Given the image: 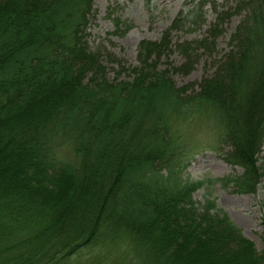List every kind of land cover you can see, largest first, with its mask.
Returning <instances> with one entry per match:
<instances>
[{
	"label": "trees",
	"instance_id": "1",
	"mask_svg": "<svg viewBox=\"0 0 264 264\" xmlns=\"http://www.w3.org/2000/svg\"><path fill=\"white\" fill-rule=\"evenodd\" d=\"M240 9L196 91L157 67L182 13L139 44L132 81L112 82L84 41L92 0H0V264H264V240L259 252L214 201L194 200L203 182L181 178L185 128L218 121L222 159L243 169L224 181L256 194L264 179V0ZM217 14L195 49L214 53ZM194 48L182 46L184 73Z\"/></svg>",
	"mask_w": 264,
	"mask_h": 264
},
{
	"label": "rangeland",
	"instance_id": "2",
	"mask_svg": "<svg viewBox=\"0 0 264 264\" xmlns=\"http://www.w3.org/2000/svg\"><path fill=\"white\" fill-rule=\"evenodd\" d=\"M202 1L203 5L199 7L192 0H92L84 41L89 50L97 53L99 64L105 69L108 80L132 81V69L140 66L139 44L142 41L159 42L175 20L181 18L182 13L180 24L171 31V47L157 60V67L160 71H166L178 88L191 85L198 91V84L203 78L213 74L217 61L228 50L231 35L246 16V11L240 8L242 2L247 0ZM217 13H226L228 18L223 26V35L217 39L214 53L205 48L195 49L194 44L205 39L212 43L209 31L216 22ZM116 20L124 23L121 30H117ZM125 24L132 28L122 34L127 27ZM189 45L194 48V67L189 73H184L180 67L187 60L182 46ZM90 77L92 73L87 80ZM100 78L99 75L97 79ZM192 125L196 128L189 126L183 132L190 139L184 142L189 144L193 156L181 178L183 175L185 181L203 182L194 193V200L198 204H204L206 200L214 201L242 230L243 235L256 244L258 251H262L264 179L256 194L240 193L234 181L225 182L227 179L240 178L243 169L222 159V154L229 148L220 144L222 128L219 122L213 121L209 126L206 122ZM180 136L182 138V134ZM60 152L66 158L74 157L72 151L66 147L60 149ZM259 165L264 166V145L259 156ZM161 173L166 175L167 171L164 169Z\"/></svg>",
	"mask_w": 264,
	"mask_h": 264
}]
</instances>
